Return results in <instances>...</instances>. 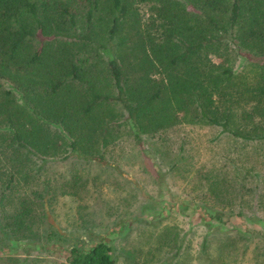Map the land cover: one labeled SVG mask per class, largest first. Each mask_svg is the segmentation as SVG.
<instances>
[{
	"label": "trees",
	"instance_id": "1",
	"mask_svg": "<svg viewBox=\"0 0 264 264\" xmlns=\"http://www.w3.org/2000/svg\"><path fill=\"white\" fill-rule=\"evenodd\" d=\"M235 31L264 46V0H0V264H60L43 257L58 250L116 264L110 243L49 219L61 198L85 200L83 167L107 164L124 127L139 142L182 124L264 141V85L245 95L210 57ZM230 186L256 221L264 186Z\"/></svg>",
	"mask_w": 264,
	"mask_h": 264
},
{
	"label": "rangeland",
	"instance_id": "2",
	"mask_svg": "<svg viewBox=\"0 0 264 264\" xmlns=\"http://www.w3.org/2000/svg\"><path fill=\"white\" fill-rule=\"evenodd\" d=\"M235 32L219 58L210 57L233 69L248 95L264 85V46ZM129 133L124 127L109 147L107 164L83 167L85 200L64 197L56 206L49 220L67 229L65 237L86 247L110 243L116 264H264V202L260 222L248 221L256 204L238 216V203L251 194L228 198L232 183L264 186V141L245 142L210 124H182L142 142ZM66 254L43 257L62 264Z\"/></svg>",
	"mask_w": 264,
	"mask_h": 264
}]
</instances>
